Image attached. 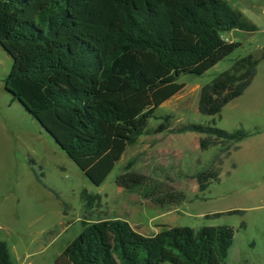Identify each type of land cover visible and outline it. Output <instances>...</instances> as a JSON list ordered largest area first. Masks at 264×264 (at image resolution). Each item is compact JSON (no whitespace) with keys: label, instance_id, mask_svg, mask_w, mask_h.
Returning a JSON list of instances; mask_svg holds the SVG:
<instances>
[{"label":"trees","instance_id":"16d2710c","mask_svg":"<svg viewBox=\"0 0 264 264\" xmlns=\"http://www.w3.org/2000/svg\"><path fill=\"white\" fill-rule=\"evenodd\" d=\"M233 33L256 34L258 28L226 0H0V47L13 60L6 92L97 188L158 120L157 111L186 89L180 78L203 77L240 48L227 39ZM263 60L237 61L201 91L196 108L188 100L178 111L220 117L251 87ZM170 120L162 119L157 133L171 128ZM182 133L202 136L203 154L219 149L208 165L198 161L193 178L184 177L199 194L220 183L232 151L260 134L199 125ZM174 160L173 170L182 175L183 155ZM153 173L138 168L137 158L122 168L118 193L142 199L122 217L83 190L82 232L53 264H227L234 231L178 227L186 197L159 188ZM0 264H16L3 242Z\"/></svg>","mask_w":264,"mask_h":264},{"label":"rangeland","instance_id":"374dc122","mask_svg":"<svg viewBox=\"0 0 264 264\" xmlns=\"http://www.w3.org/2000/svg\"><path fill=\"white\" fill-rule=\"evenodd\" d=\"M226 1L256 25L258 33L230 34L227 39L239 44L238 50L203 77L180 78L178 84H185L186 89L157 111L158 120H152L146 134L126 150L100 188L84 176L19 103L11 105L12 97L6 92L4 81L13 60L0 47V242L7 244L16 264H53L80 235L83 190L101 196L116 216H124L136 203H141L140 197L120 195L116 186L122 168L132 158H137L138 168L152 167L154 184L159 188L185 195L178 227L196 231L230 228L235 239L227 264H264V60L251 87L227 106L220 117L178 111L188 100L196 108L201 91L230 72L237 61L248 56L260 60L264 56V0ZM166 117L171 119V128L157 133ZM189 125L260 135L246 140L240 152L232 151L220 183L199 194L194 181L184 177L193 178L201 169L198 161L202 167L208 165L219 149L201 153L198 143L203 137L182 133ZM178 154L183 155L182 175L173 170L174 156ZM233 163L238 166L236 171L232 169ZM34 173L41 178L42 185ZM196 197L201 200L196 201ZM233 211L246 214L219 220L205 218ZM147 227L149 233H154L151 222Z\"/></svg>","mask_w":264,"mask_h":264},{"label":"crops","instance_id":"0c3cea01","mask_svg":"<svg viewBox=\"0 0 264 264\" xmlns=\"http://www.w3.org/2000/svg\"><path fill=\"white\" fill-rule=\"evenodd\" d=\"M16 102H13V100H11V105H13V104H15ZM18 103V102H17ZM22 106V105H21ZM22 108H23V106H22ZM23 110L25 111V109L23 108ZM25 113H26V111H25ZM27 114V113H26ZM28 115V114H27ZM45 132V131H44ZM260 135V134H259ZM256 137V136H255ZM244 143V142H243ZM243 143L240 145V150L238 151V152H240L242 149H243ZM236 165V169L234 170V171H236L237 169H238V166H237V164H235ZM44 234H46V233H44ZM44 234H43V236H44Z\"/></svg>","mask_w":264,"mask_h":264},{"label":"water","instance_id":"95a60500","mask_svg":"<svg viewBox=\"0 0 264 264\" xmlns=\"http://www.w3.org/2000/svg\"><path fill=\"white\" fill-rule=\"evenodd\" d=\"M5 52V51H4Z\"/></svg>","mask_w":264,"mask_h":264}]
</instances>
